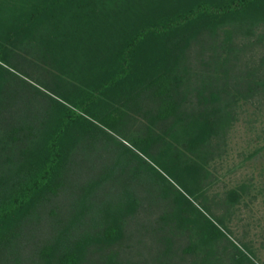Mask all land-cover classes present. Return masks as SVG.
I'll return each instance as SVG.
<instances>
[{
	"label": "trees",
	"instance_id": "obj_1",
	"mask_svg": "<svg viewBox=\"0 0 264 264\" xmlns=\"http://www.w3.org/2000/svg\"><path fill=\"white\" fill-rule=\"evenodd\" d=\"M261 2L0 0V264H45L48 258L55 264H194L190 238L175 217L187 210L178 199L185 193L171 181L176 193L156 175L143 176L120 136L153 157L172 151L162 165L176 183L186 185L180 179L190 175L196 179L198 164L182 161L186 153L166 136L199 156L201 135L206 132L208 138L213 127L206 117L191 118L189 104L210 102L217 110L222 99H264V69L256 65L242 83L231 78L219 87L202 79L193 86L185 64L167 56L178 52L184 61L189 51L209 50L210 37L217 33L208 23L198 28L202 18L210 23L257 11ZM100 6L114 12L101 26ZM106 24L121 39L112 51L117 55L97 68L77 69L85 41L81 34L106 29ZM192 24L196 30L187 32ZM42 25L49 34L31 31ZM245 29L233 32L246 34ZM227 35L229 40L232 34ZM192 43L199 47L191 49ZM227 47L231 61L236 55L231 43ZM138 51L153 54L150 64L141 60L142 74L134 60ZM67 75L80 86L68 84ZM180 119L184 140L174 136ZM79 204L82 214L76 210ZM89 204L92 219L85 214ZM143 212L148 216L141 219ZM195 217L203 224L210 221ZM130 218L140 220L130 223ZM186 253L192 258L186 259Z\"/></svg>",
	"mask_w": 264,
	"mask_h": 264
},
{
	"label": "rangeland",
	"instance_id": "obj_2",
	"mask_svg": "<svg viewBox=\"0 0 264 264\" xmlns=\"http://www.w3.org/2000/svg\"><path fill=\"white\" fill-rule=\"evenodd\" d=\"M258 4L257 11L252 9L248 13L225 16L210 23L208 18H202L203 23L197 27L202 28L208 23L213 25L214 33H217L210 37L211 48L209 50L206 48L202 54L197 53L195 49L196 54L192 55L189 51L184 61L181 56L177 57L178 52L171 53L173 56L168 55L167 58L173 61L179 59L177 61L178 64L181 62L179 66L185 64L183 71L188 70V82L193 86L201 83L202 79L204 81L212 79L211 81H216L219 87L222 86V80L229 81L231 78H236L242 83L248 76H253L256 65L264 69V62H261V58L264 57V2ZM102 8L103 6H100L97 10L99 26L107 18L112 20L114 15V12L109 9ZM103 26L107 28L98 27V30L90 35L88 31L81 34L85 41L78 51L81 57L77 69H82L87 64L97 68L100 63L107 60L109 55H117L112 51L121 39L116 36L117 31L112 30L115 27L108 24ZM197 27L192 24L186 30L194 32ZM239 27L243 29L246 27V34L244 31L233 32ZM31 31H35L38 36L46 35L49 34V27L42 25L32 28ZM224 32L228 34V37L232 34V37L229 40L224 39ZM256 38H258L257 41ZM206 39H208L207 36ZM229 43H231L232 52L236 55L231 61L228 57L227 44ZM194 46L199 47L198 44L192 43L191 49ZM212 46L215 49L214 52H212L214 50ZM151 55L153 54L137 52L134 60L136 70L140 74L143 72L142 62L150 64V61H153ZM231 62L235 63L236 68L230 65ZM176 66L173 69L176 75H179V70L175 69ZM63 78L68 84L80 86L79 81L72 76L67 75ZM124 89H130L129 83L124 86ZM238 89L240 86L233 88L232 93H236ZM252 98L240 96L234 101L227 98L228 101L225 103L222 99L219 101L220 105L218 101L216 102L219 110L211 108L210 102L206 106L203 103H197L191 107L192 104H189L191 118L202 121L206 117L211 121L210 126L213 127V132L206 139V132L205 136L201 135V129L198 128L199 135L203 136L202 140L204 144L206 143L205 146L201 145V148L203 146L206 148L199 149V156L187 151L179 141H175L164 133L167 135L166 138L181 148L190 159H185L186 156L183 155L182 161H193L198 164L196 179H193V175L180 179L186 183L184 186L176 183V178L170 176L169 170L162 165L163 160L172 158V151L167 149L164 154L156 153L153 157L134 145L127 137L120 136L121 141L127 145L128 149H131V151L128 150V155L131 158L136 157L135 162H138L140 173L144 172L143 176L156 175L162 180L163 186L175 193L178 191L175 187L177 186L187 196L179 194L178 199H181L188 212H179L175 217L182 228H185L183 232L185 236L190 238L193 251L191 255L196 259L194 264H264V99L255 101V97ZM220 106H222L221 109ZM224 107L228 111L227 114L216 113ZM182 122L183 119H180L175 123L174 136L179 140H184L186 137L185 135L183 137L181 133ZM158 131L162 134L160 129ZM192 132L187 131L186 135ZM156 147L153 148L156 149ZM141 158L147 160L151 166H148ZM169 181L175 186H172ZM148 183L149 181L144 185ZM235 192L239 194L237 198L233 196ZM85 208V214L92 219L94 217L92 205L89 204ZM76 210L82 214L83 206L79 204ZM196 214L201 218L207 216L210 221L203 224L197 220ZM144 215L143 212L141 219ZM147 216L146 214L145 217ZM137 220L140 219H129L130 223ZM148 236L149 233H146L145 239ZM188 254L186 253L184 257L192 258ZM184 262L189 263L188 260ZM44 263L55 264L51 258L46 259Z\"/></svg>",
	"mask_w": 264,
	"mask_h": 264
}]
</instances>
